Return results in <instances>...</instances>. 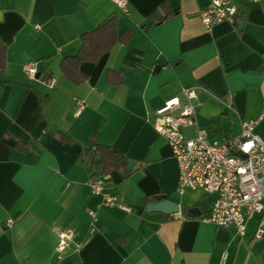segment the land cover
I'll use <instances>...</instances> for the list:
<instances>
[{"label":"crops","instance_id":"1","mask_svg":"<svg viewBox=\"0 0 264 264\" xmlns=\"http://www.w3.org/2000/svg\"><path fill=\"white\" fill-rule=\"evenodd\" d=\"M205 6L0 0V264H264L258 215L243 234L204 222L216 194L179 191L178 161L153 126L157 108L198 84V125L184 129L188 137L199 127L210 140H229L253 120L264 139V0L239 1L236 23L211 30L199 15ZM113 16L128 39L69 66V76L63 59ZM31 61L32 79L23 69ZM100 145L124 155L127 167L134 161L131 169L104 173ZM90 178L104 179L101 194ZM150 195H166L179 211H147L157 202ZM193 207L199 213L188 214ZM57 230L70 234L60 257Z\"/></svg>","mask_w":264,"mask_h":264},{"label":"built area","instance_id":"2","mask_svg":"<svg viewBox=\"0 0 264 264\" xmlns=\"http://www.w3.org/2000/svg\"><path fill=\"white\" fill-rule=\"evenodd\" d=\"M121 10H126L129 0H114ZM242 0H208L199 15L207 30L224 21L236 23L237 3ZM260 3L263 0H251ZM29 78L38 74L36 61L23 66ZM55 79L50 81L54 84ZM201 85L184 87L180 96L167 99L155 110L153 126L164 136L179 164V191L187 188L203 189L215 193L216 198L210 213L202 220L219 226L236 227L240 234L246 229V221L258 215L256 238L264 236V139L254 133L256 121L245 120L241 134L229 140H210L204 129L197 127L195 137H188L184 129L197 126V111L201 105ZM232 107L231 97H227ZM80 110L82 101H77ZM94 194H101L103 178H90L88 181ZM106 203L128 206L115 197H104ZM93 213V212H92ZM94 215V213H93ZM60 241L57 245L59 257L70 245V234L57 230ZM226 258V254L223 256Z\"/></svg>","mask_w":264,"mask_h":264},{"label":"trees","instance_id":"3","mask_svg":"<svg viewBox=\"0 0 264 264\" xmlns=\"http://www.w3.org/2000/svg\"><path fill=\"white\" fill-rule=\"evenodd\" d=\"M128 32L118 34L116 30V17L113 16L99 25L97 28L87 31L82 34V45L77 54L66 57L62 61L63 70L72 76V69H77L79 63L83 60H97L103 52L111 48L118 41L128 39ZM74 76V75H73ZM83 76L79 74V80H83ZM97 149L102 153L101 164L104 173H109L112 169L125 170L128 165V159L119 152L112 150L107 146H97ZM156 196H147V202L155 201ZM148 204V203H147Z\"/></svg>","mask_w":264,"mask_h":264},{"label":"water","instance_id":"4","mask_svg":"<svg viewBox=\"0 0 264 264\" xmlns=\"http://www.w3.org/2000/svg\"><path fill=\"white\" fill-rule=\"evenodd\" d=\"M201 6H205L208 3V0H199ZM98 158H100V154H98ZM134 161L129 162V166L127 169H131ZM157 202L150 203L147 206V211L154 212V211H163L166 213H174L179 211V204L168 199L166 195H159L157 196ZM199 208L193 207L188 211V214L195 215L199 213Z\"/></svg>","mask_w":264,"mask_h":264}]
</instances>
